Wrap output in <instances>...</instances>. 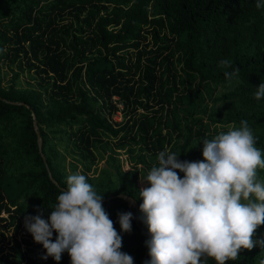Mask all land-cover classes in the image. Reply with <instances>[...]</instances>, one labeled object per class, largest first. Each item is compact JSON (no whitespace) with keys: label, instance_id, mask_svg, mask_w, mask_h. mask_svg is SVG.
<instances>
[{"label":"trees","instance_id":"obj_1","mask_svg":"<svg viewBox=\"0 0 264 264\" xmlns=\"http://www.w3.org/2000/svg\"><path fill=\"white\" fill-rule=\"evenodd\" d=\"M256 3L0 0V264H57L42 259L24 218L48 219L70 174L104 195L121 251L140 264L145 235L134 219L124 233L117 215L134 207L109 196L136 200L149 239L139 189L165 146L200 161L203 139L246 120L264 152V98H255L264 83V8ZM225 59L228 71L239 68L231 80L219 66ZM262 251L242 250L226 264H259ZM59 264H71L67 252Z\"/></svg>","mask_w":264,"mask_h":264},{"label":"clouds","instance_id":"obj_2","mask_svg":"<svg viewBox=\"0 0 264 264\" xmlns=\"http://www.w3.org/2000/svg\"><path fill=\"white\" fill-rule=\"evenodd\" d=\"M257 8L264 2L257 0ZM226 79L239 73L230 60H221ZM255 98H264V83ZM256 137L247 121L230 126L211 139H203V160H181L167 146L157 154L158 165L141 178L140 221L150 238L145 241L150 260L145 264H226L239 253L264 239H254L264 225V152L256 147ZM183 173V177L179 175ZM104 195L80 172L67 176V187L57 197L48 219L43 213L24 218L26 230L42 244L57 264L67 252L71 264H134L122 249V236L103 206ZM120 228L132 232V212H119ZM56 237L53 240V234ZM264 252V251H262ZM259 264H264L261 259Z\"/></svg>","mask_w":264,"mask_h":264},{"label":"water","instance_id":"obj_3","mask_svg":"<svg viewBox=\"0 0 264 264\" xmlns=\"http://www.w3.org/2000/svg\"><path fill=\"white\" fill-rule=\"evenodd\" d=\"M34 127H35V129L37 128L35 121H34ZM36 131H37V129H36ZM37 142H38V146L40 148L41 147V143H42V139H41V136L39 135L38 131H37ZM52 180L56 183V181L53 178H52ZM116 196L122 197L128 203L129 206H133L134 207V210L132 211L133 216H134V220H135L136 224L138 225V227L141 229V231L144 233L145 239L148 240V236H147L145 230L142 228V226L138 222V204H137L136 200L132 199L130 196H128V195H126L124 193L112 195V196H109L108 198H113V197H116ZM147 251H148V248L146 246V250H145V253H144V256H143L142 260L140 261V264H143V261L145 260L146 255H147Z\"/></svg>","mask_w":264,"mask_h":264},{"label":"rangeland","instance_id":"obj_4","mask_svg":"<svg viewBox=\"0 0 264 264\" xmlns=\"http://www.w3.org/2000/svg\"><path fill=\"white\" fill-rule=\"evenodd\" d=\"M10 77H11V74H10V73L7 74V77H6V78L10 79ZM27 79H28V77H27L26 73H22V74H20L19 77H18V80H19L22 84H25V82L27 81ZM222 89H224V88H220V90H222ZM114 119L117 120V121H120V119H121L120 114H119V113L115 114V115H114ZM69 155H71V154L67 152V157H68ZM100 164H101V165H104V160H100ZM263 175H264V173H260V174H258V178H259L260 180H264V176H263ZM1 215H4V216H5L6 213H5V212H2ZM254 239H257V240H259V239H264V225H261V226L258 227V229L256 230V233H255ZM257 245H258V244H257ZM243 251H247V249H244Z\"/></svg>","mask_w":264,"mask_h":264},{"label":"built area","instance_id":"obj_5","mask_svg":"<svg viewBox=\"0 0 264 264\" xmlns=\"http://www.w3.org/2000/svg\"><path fill=\"white\" fill-rule=\"evenodd\" d=\"M121 106H122V105H121V104H119V107H121ZM117 113H119V114H120V112H117ZM117 113H116V114H117ZM120 116H121V114H120Z\"/></svg>","mask_w":264,"mask_h":264}]
</instances>
